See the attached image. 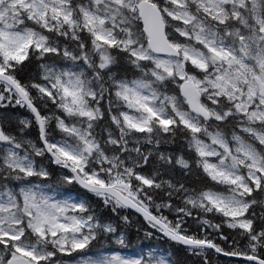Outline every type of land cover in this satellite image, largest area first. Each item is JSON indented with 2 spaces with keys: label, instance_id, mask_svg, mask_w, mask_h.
Listing matches in <instances>:
<instances>
[{
  "label": "snow or ice",
  "instance_id": "snow-or-ice-1",
  "mask_svg": "<svg viewBox=\"0 0 264 264\" xmlns=\"http://www.w3.org/2000/svg\"><path fill=\"white\" fill-rule=\"evenodd\" d=\"M0 264H264V0H0Z\"/></svg>",
  "mask_w": 264,
  "mask_h": 264
}]
</instances>
